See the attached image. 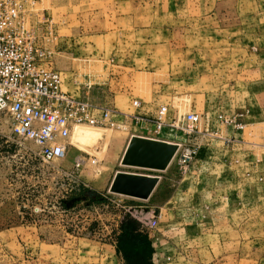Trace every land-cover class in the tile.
<instances>
[{
	"label": "rangeland",
	"instance_id": "rangeland-1",
	"mask_svg": "<svg viewBox=\"0 0 264 264\" xmlns=\"http://www.w3.org/2000/svg\"><path fill=\"white\" fill-rule=\"evenodd\" d=\"M25 7L26 25L64 88L119 120L168 104L180 114L199 111L212 126L264 107L255 93L264 84V0H26ZM255 125L243 131L245 149L262 168L210 222L208 236H188L180 226L166 264H264V124ZM81 127V145L48 162L0 112V264H125L114 247L125 217L154 235L164 227L159 206L191 165L124 166L131 134H153L134 122L129 131ZM93 153L102 172L90 171L91 163L77 171L76 160ZM119 170L160 181L146 200L113 193Z\"/></svg>",
	"mask_w": 264,
	"mask_h": 264
},
{
	"label": "built area",
	"instance_id": "built-area-1",
	"mask_svg": "<svg viewBox=\"0 0 264 264\" xmlns=\"http://www.w3.org/2000/svg\"><path fill=\"white\" fill-rule=\"evenodd\" d=\"M25 1L0 0V112L9 114L16 136L31 139L43 159L54 162L66 157L78 127L129 131L134 122L154 138L164 140L161 136L166 130L179 135L178 140L172 141L178 144L173 160L181 166L192 164L208 134L207 129L201 128L203 113L190 110L180 114L172 106L161 104L153 115L134 112L119 120L109 108L65 89L62 73L46 65L49 54L26 25ZM132 104L136 110L142 105L138 99ZM240 116L220 119L242 131L245 124ZM226 141L233 142L234 138ZM87 161L86 157L78 158L76 170L81 171ZM93 161H97L96 156ZM88 167L92 172H101L99 166ZM150 223L156 226L157 219Z\"/></svg>",
	"mask_w": 264,
	"mask_h": 264
},
{
	"label": "crops",
	"instance_id": "crops-1",
	"mask_svg": "<svg viewBox=\"0 0 264 264\" xmlns=\"http://www.w3.org/2000/svg\"><path fill=\"white\" fill-rule=\"evenodd\" d=\"M255 93L264 97V84ZM238 115H241L240 120L245 128L264 124V107L251 109L248 114L238 112ZM219 125L225 126L224 131ZM81 128L75 138H72V143L77 141L81 145ZM201 128L207 129L208 134L202 139L200 151L191 164L190 174L187 173L181 179L167 201L159 206L165 212L164 227L157 231V235L147 231L155 249L154 264H166L174 255L169 246L179 239L180 226L188 236H208L210 222L217 216L220 217L221 211L226 210L234 194L246 185L249 179L247 177L254 175L253 173L257 175V169L262 168V164L258 165L245 149L244 130H237L225 122L210 126L207 118H204ZM169 135H172L171 131L166 130L164 136ZM229 138H234L232 148L225 145ZM93 156L97 157L96 162L93 161ZM88 163L98 167V155H89ZM114 247L116 248V242Z\"/></svg>",
	"mask_w": 264,
	"mask_h": 264
},
{
	"label": "water",
	"instance_id": "water-1",
	"mask_svg": "<svg viewBox=\"0 0 264 264\" xmlns=\"http://www.w3.org/2000/svg\"><path fill=\"white\" fill-rule=\"evenodd\" d=\"M178 144L134 134L125 150L121 163L128 167L163 171L172 163ZM160 177L119 170L110 191L139 199H149L158 186Z\"/></svg>",
	"mask_w": 264,
	"mask_h": 264
},
{
	"label": "trees",
	"instance_id": "trees-1",
	"mask_svg": "<svg viewBox=\"0 0 264 264\" xmlns=\"http://www.w3.org/2000/svg\"><path fill=\"white\" fill-rule=\"evenodd\" d=\"M116 248L125 264H154L152 239L140 222L132 217H125L121 222L116 236Z\"/></svg>",
	"mask_w": 264,
	"mask_h": 264
},
{
	"label": "bare ground",
	"instance_id": "bare-ground-1",
	"mask_svg": "<svg viewBox=\"0 0 264 264\" xmlns=\"http://www.w3.org/2000/svg\"><path fill=\"white\" fill-rule=\"evenodd\" d=\"M80 128L81 127H78L77 129H76V132H75V134L73 135V139L75 138V136L78 134V132L80 131ZM99 130V129H98ZM125 153V152H124ZM122 161V160H121ZM122 164V163H121ZM123 165V164H122ZM125 166V165H124Z\"/></svg>",
	"mask_w": 264,
	"mask_h": 264
}]
</instances>
